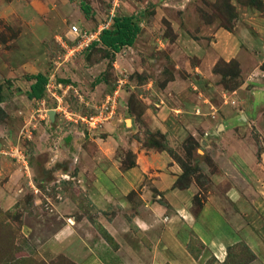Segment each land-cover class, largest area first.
Masks as SVG:
<instances>
[{"label": "rangeland", "instance_id": "rangeland-1", "mask_svg": "<svg viewBox=\"0 0 264 264\" xmlns=\"http://www.w3.org/2000/svg\"><path fill=\"white\" fill-rule=\"evenodd\" d=\"M64 1L42 0L48 15L22 20L25 0H0V10L18 14L11 24L0 15V264H68V248L50 238L67 213L85 211L64 199L91 182L93 164L71 155L84 135L101 138L120 171L134 165L135 151L165 152L179 171L173 187L194 184L190 211L207 205L216 241L228 231L260 236L252 249L210 241L207 254L197 244L196 264H264V0H68L66 9ZM111 12L136 15L133 45L113 55L101 44L69 52L71 24L94 30ZM8 62L18 72H7ZM36 72L47 76L45 91L28 98ZM108 96L112 112L90 124ZM15 147L23 159L10 156ZM178 254L161 264H184Z\"/></svg>", "mask_w": 264, "mask_h": 264}, {"label": "crops", "instance_id": "crops-1", "mask_svg": "<svg viewBox=\"0 0 264 264\" xmlns=\"http://www.w3.org/2000/svg\"><path fill=\"white\" fill-rule=\"evenodd\" d=\"M67 1L63 2L65 9ZM51 2L55 8L62 7L59 0ZM48 8L49 2L43 5L42 0H25L24 7L20 9V18L27 19L28 15L33 16V12L48 15L51 11ZM0 11L5 23L11 24L13 18L18 17L10 6ZM11 65L10 62L5 64L7 72H18L11 69L8 71L7 67ZM101 141L99 137L84 135L83 142L77 146V150L73 149L74 153L71 155L77 156V159L81 158V162L89 161L93 164L92 178L91 182L88 179L80 182L77 187L80 192L64 199L65 204L77 209L84 206L85 211L81 216L73 212L67 213L63 225L56 229L50 238L54 241L50 246L62 245L68 248V257L73 261L75 259V264H161L164 258L171 260L173 257L170 254L175 250L179 252V260L182 263L196 264L201 254L194 257L192 250L195 251L194 246L200 243L202 244L200 246L204 244L206 253L214 250L212 244H209L210 241H215L224 248L237 241L246 242L251 249L258 247L260 236L256 231L246 230L240 234H229L228 231V234L218 233V240L214 239L208 227L209 223L203 218L207 205H203L198 216L191 213L194 184L183 189L173 187L179 171L170 164L165 152L135 151L134 165L120 171L116 165L117 161L112 159V151L108 152L109 148L100 149ZM241 161L249 164L245 155H241ZM57 166L58 164L53 167ZM240 175L246 181L245 176ZM25 184V180L19 182L20 186ZM130 191H136L133 192L136 194L127 198L126 195ZM262 192H257L255 196L258 198ZM55 197L54 195L51 197L50 204L61 217L65 215V211L61 212L59 207L56 208ZM74 207L71 208L74 210ZM87 210L92 211L91 216L85 213ZM161 216L167 220H162ZM219 251L221 252L222 248L216 253ZM256 259L254 262L263 264L258 257Z\"/></svg>", "mask_w": 264, "mask_h": 264}, {"label": "trees", "instance_id": "trees-1", "mask_svg": "<svg viewBox=\"0 0 264 264\" xmlns=\"http://www.w3.org/2000/svg\"><path fill=\"white\" fill-rule=\"evenodd\" d=\"M80 7L84 13H89L91 11V6L85 2H81ZM140 29L141 28L136 15H114L110 26L101 30L100 41L94 42L93 45L101 44L105 48H108L111 55H113L123 47L133 45ZM28 78L32 80V82L29 85V90L26 92L27 97L35 99L41 98L45 91L47 76H45L42 72H36L35 74H30ZM0 113L5 115V111H3L1 107ZM202 207V204L199 205V211ZM68 264L75 263L68 259Z\"/></svg>", "mask_w": 264, "mask_h": 264}, {"label": "built area", "instance_id": "built-area-1", "mask_svg": "<svg viewBox=\"0 0 264 264\" xmlns=\"http://www.w3.org/2000/svg\"><path fill=\"white\" fill-rule=\"evenodd\" d=\"M114 15L112 14V12L110 13V15L108 16V20L106 22H104L103 24L99 25L96 29L94 30H84L81 29V27H79L76 24H71L70 28H69V33H71L72 35H74L75 37L73 38L72 42L73 44L70 45L71 47L69 52L70 53H78L81 49L83 50L84 48L90 46L91 44H93L94 42H98L100 41V32L103 28L109 27L110 26V20H112V17ZM81 50V51H82ZM113 99H111L109 96L105 99V103L103 104V106L101 105L98 109L99 112H97L94 115H90L88 117H86L85 119L88 120V122L92 125L97 124L98 122H100L106 112L111 113L113 108L115 107V98L112 97ZM12 155V158H21L23 159L24 155L19 151V149L17 147H15V150L10 154V156Z\"/></svg>", "mask_w": 264, "mask_h": 264}, {"label": "water", "instance_id": "water-1", "mask_svg": "<svg viewBox=\"0 0 264 264\" xmlns=\"http://www.w3.org/2000/svg\"><path fill=\"white\" fill-rule=\"evenodd\" d=\"M53 114H54V111H53V110H50V111H49V116H50V118L53 117Z\"/></svg>", "mask_w": 264, "mask_h": 264}]
</instances>
